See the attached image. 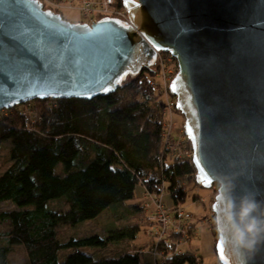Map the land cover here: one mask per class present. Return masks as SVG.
Returning a JSON list of instances; mask_svg holds the SVG:
<instances>
[{
	"label": "water",
	"instance_id": "water-1",
	"mask_svg": "<svg viewBox=\"0 0 264 264\" xmlns=\"http://www.w3.org/2000/svg\"><path fill=\"white\" fill-rule=\"evenodd\" d=\"M121 2L127 25L110 16L72 22L39 0H0V110L112 93L159 52L170 54L177 70L168 89L194 179L216 188L217 261L264 264V233L251 248L237 242L248 222L244 198L264 211V0Z\"/></svg>",
	"mask_w": 264,
	"mask_h": 264
},
{
	"label": "trees",
	"instance_id": "trees-1",
	"mask_svg": "<svg viewBox=\"0 0 264 264\" xmlns=\"http://www.w3.org/2000/svg\"><path fill=\"white\" fill-rule=\"evenodd\" d=\"M116 1L122 5L121 0ZM154 72L152 68L143 71L116 91L90 100L36 99L40 104L36 118L22 114L24 104L0 111V150L5 147L7 151V166L0 174V203L14 206L0 211V221H8L9 226L8 231H0V264H8L7 255L14 244L23 246L29 264L141 263L140 247H118L121 240L132 243L137 225L63 240L58 232L63 226L95 219L106 209L115 220L122 218L117 214L120 208L131 212L146 209V200L142 205L126 204L138 185L151 196L168 191L173 203L185 199L178 183L194 179L191 147L183 135L166 153L163 131L167 108L162 90L150 82ZM3 141L10 145H2ZM181 147V152L176 150ZM57 163L62 164L61 173L55 170ZM59 197L64 198L66 209L46 207L49 200ZM149 225L152 230L154 226ZM212 235L215 245L213 229ZM156 240L148 242L152 252L162 255L154 256V264H196L187 252L176 253L177 242L169 241L175 244L173 250ZM110 243L117 255L109 258H94L81 250ZM215 264H219L217 259Z\"/></svg>",
	"mask_w": 264,
	"mask_h": 264
},
{
	"label": "rangeland",
	"instance_id": "rangeland-1",
	"mask_svg": "<svg viewBox=\"0 0 264 264\" xmlns=\"http://www.w3.org/2000/svg\"><path fill=\"white\" fill-rule=\"evenodd\" d=\"M58 13L63 18L72 22H80L83 20L79 9V3L77 2H75L74 6H69L68 4H62L60 6V11ZM163 55L161 54L162 58L164 57ZM158 60L159 58L158 59L156 58L153 65L151 66V68L155 72L153 75L154 77L151 79L150 82L154 86H157L162 90L161 98L167 108L165 123H164L165 131H163V133L165 132L164 133L165 139L163 145L164 147L168 146V150L166 152L168 153L169 150L173 148V143L176 147V145H178L177 142H181V139L183 138L184 119L181 113L176 110L175 106H173V104L171 105L169 104V100L171 98L173 99V103L175 104V98L171 96L169 93V89H168L169 84H167V82L166 85L164 84V79L160 71L162 66L160 67ZM173 64L176 66V61ZM174 65H172V67H174ZM129 79L130 77H127L125 81ZM20 105L21 104L15 106H20ZM39 106L40 104L38 105V103H36L35 100L32 104L24 103V105L21 108V112L22 114L28 116L34 114L36 118L38 109H40ZM5 114L7 115L8 112H6ZM167 135L168 137H166ZM6 144L10 145V142L9 141L2 142V145L6 146ZM176 150L181 152L180 150H182V147L180 149L176 148ZM187 153L189 154V151H187ZM189 155L191 157V152ZM6 158H7L6 148L2 147V149L0 150V174L7 166ZM55 170L61 173L63 170L62 164L57 163V165L55 166ZM179 183H180L179 191H182L183 195L186 196L183 201H177L176 203H173L168 197V195L165 194L161 196L162 202L165 205H167L166 208L167 211L170 212L173 211V205L180 203L181 208L180 205H177V207H179L180 210L182 211L181 217L183 216V221H184V222L183 221L180 222L179 220L177 221L176 219L173 218L175 222L177 221L178 224L181 223L182 224L175 225V227H173L172 230L169 231L164 230L163 234L165 237V242L167 243L166 245H171L174 250L175 248L174 242L170 243L169 241H175L177 242L175 249L176 253L180 254L182 252H187L189 255L193 256V258L196 261V264H215L217 257L213 244L212 229L214 228L211 226V223H213V221L211 219L212 212L210 213V210H211V203L213 201V197L216 193V188L214 186L211 188H203L195 181V179L192 180L186 179V181ZM143 189H141V187L138 185L134 191V196L131 199H129V201H127L126 204H133L139 202L142 205L141 201L144 202L145 200L150 202L149 197L147 195L144 196V194L146 193L143 192ZM166 193H168V191ZM46 207L52 210H57V209L64 210L66 209L64 198L59 197L49 200L46 204ZM13 208L14 206L10 202L0 203V211L11 210ZM146 209H140L138 211L131 212V211H125L122 208H120L117 210V214L122 215V218L119 220H115L112 216V211L110 209H106L102 213H100L95 219L80 222L73 226H63V227L60 226L61 228L60 229L58 228L59 238L63 240L69 236L82 237L93 234L103 235V232L110 230L111 227L120 228L125 224L134 225V226L137 225L139 229L135 239L132 240V243L131 241L121 240L118 244V247L120 249L132 250L134 248L133 244L137 245V247H140V249L142 250V256H141L142 258L140 260L141 262L140 264H146L144 262H147L148 264H154V260H155L154 256L156 255L162 256V255H159L158 252H152L151 251L152 246L151 244L148 243L149 240L150 241L154 240V236L152 235L151 229H149L150 225L148 226L149 223L154 226V223L150 220L149 217L150 213L153 210V207L151 204H149L146 206ZM158 222L163 224V222L166 221L159 220ZM8 230H9L8 221H0V231H8ZM157 243L159 245L163 243V241L160 240ZM138 244H145V245H143L142 247L139 246ZM144 246L146 247L145 250H144ZM81 250L90 253L91 255L94 256V258L95 257L109 258L117 255V252L113 251V245L111 243L105 247H98V248L83 247L81 248ZM68 251L69 250H64L65 253H67ZM7 262L8 264H29L28 256L22 245L14 244L11 246V249L7 255Z\"/></svg>",
	"mask_w": 264,
	"mask_h": 264
},
{
	"label": "built area",
	"instance_id": "built-area-1",
	"mask_svg": "<svg viewBox=\"0 0 264 264\" xmlns=\"http://www.w3.org/2000/svg\"><path fill=\"white\" fill-rule=\"evenodd\" d=\"M39 1L42 2L44 8L53 10L55 12L60 11V6L62 4H68L69 6H74L75 2H77L79 3L80 13L83 19L80 22H84L87 24H92L94 21L105 16L114 17L124 25L128 24L127 9H125L123 5L118 4L116 0H39ZM161 54L162 55L166 54V55H163L164 57L162 58ZM158 58H159L158 60L159 65L160 67L162 66L160 71L164 79V84L166 85V82L167 84H169L170 80L172 79V77L174 76L177 70V66L173 64L175 60H173L174 58L170 54L162 53V52L158 53L157 59ZM172 65H174V67H172ZM169 104L170 105L173 104V106H175L172 98L169 100ZM179 187H180V183H178V190H180ZM165 194L167 195L165 191H162L159 196H151L147 193L144 194V196L147 195L150 199V202H148L147 200L145 201V206L151 204L153 207V210L150 213L149 217L150 220L154 223V228L151 230V232L154 237H157L156 240L157 242H159L160 240L165 242V237L163 234L164 230L166 231L172 230L173 227H175V225L182 224V223L178 224L177 223L178 220L180 222L183 221V216L181 217L182 211L180 210L181 208L180 203L176 204V207L173 209L177 217H175V215L172 216L173 211L171 212L167 211L165 204L161 200V196ZM177 205H180V208L177 207ZM173 218L176 219L177 221L175 222ZM159 220L160 221L164 220L166 222H163V224H161L160 222H158Z\"/></svg>",
	"mask_w": 264,
	"mask_h": 264
},
{
	"label": "clouds",
	"instance_id": "clouds-1",
	"mask_svg": "<svg viewBox=\"0 0 264 264\" xmlns=\"http://www.w3.org/2000/svg\"><path fill=\"white\" fill-rule=\"evenodd\" d=\"M243 204L242 215L248 218V222L244 231H241L237 235V242L245 247L251 248L256 243V239L260 234L264 233V219L261 216L254 215V213L260 212L264 216V211L260 209V205L254 199L245 197ZM246 234L250 239L246 240Z\"/></svg>",
	"mask_w": 264,
	"mask_h": 264
},
{
	"label": "snow or ice",
	"instance_id": "snow-or-ice-1",
	"mask_svg": "<svg viewBox=\"0 0 264 264\" xmlns=\"http://www.w3.org/2000/svg\"><path fill=\"white\" fill-rule=\"evenodd\" d=\"M105 91H108V89H105ZM210 182V181H209ZM221 255L223 256V252H222V250H221Z\"/></svg>",
	"mask_w": 264,
	"mask_h": 264
},
{
	"label": "crops",
	"instance_id": "crops-1",
	"mask_svg": "<svg viewBox=\"0 0 264 264\" xmlns=\"http://www.w3.org/2000/svg\"><path fill=\"white\" fill-rule=\"evenodd\" d=\"M142 189H143V188H142ZM143 191H144V190H143ZM142 193H143V192H142ZM167 200H168V198H167ZM166 202H167V201H166ZM168 202H169V201H168ZM210 213H211V210H210ZM186 218H187V217H186ZM145 248H146V247H144V250H145Z\"/></svg>",
	"mask_w": 264,
	"mask_h": 264
}]
</instances>
